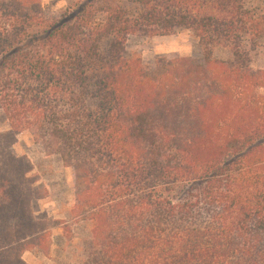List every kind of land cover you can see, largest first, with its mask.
Wrapping results in <instances>:
<instances>
[{
    "label": "trees",
    "instance_id": "obj_1",
    "mask_svg": "<svg viewBox=\"0 0 264 264\" xmlns=\"http://www.w3.org/2000/svg\"><path fill=\"white\" fill-rule=\"evenodd\" d=\"M98 2L53 20L43 0H0V264H264V70L245 50L264 39V8L115 0L92 16ZM180 32L194 55L126 52ZM24 133L73 171L64 220L39 210L48 191L14 150Z\"/></svg>",
    "mask_w": 264,
    "mask_h": 264
},
{
    "label": "rangeland",
    "instance_id": "obj_2",
    "mask_svg": "<svg viewBox=\"0 0 264 264\" xmlns=\"http://www.w3.org/2000/svg\"><path fill=\"white\" fill-rule=\"evenodd\" d=\"M86 0H43L48 16L55 20L64 16L75 14L79 6ZM99 1V0H98ZM248 7L264 8V0H243ZM108 5H107V4ZM115 0H104L95 5L92 16H104L101 11L105 7L115 6ZM110 4V5H109ZM78 14V13H77ZM196 41L189 32H180L169 36H134L129 39L126 45V52L130 56L140 57L145 65H151L158 57L180 56L190 57L197 51ZM245 50L249 55V61L253 69L264 70V39L255 46L246 45ZM213 57L220 60H229L233 57V51L229 47H214ZM9 131V124L0 110V133ZM19 156H27L35 168L34 174L40 176L37 185H44L48 191L45 199L39 202V210L49 217L59 220L65 219V214L74 203L73 171L66 167L59 156H46L45 153L35 144L32 136L28 133L21 134L14 146ZM174 195L179 198L182 190L176 188ZM82 238H87L85 230H79ZM55 246L52 248V256L62 255L65 240L61 231H55ZM78 242V241H77ZM75 259L78 260L81 253L78 251ZM24 259L28 264H53L45 258L35 257L26 253Z\"/></svg>",
    "mask_w": 264,
    "mask_h": 264
}]
</instances>
